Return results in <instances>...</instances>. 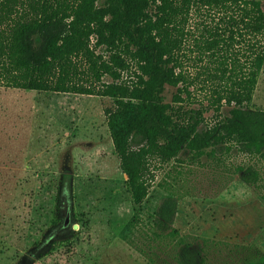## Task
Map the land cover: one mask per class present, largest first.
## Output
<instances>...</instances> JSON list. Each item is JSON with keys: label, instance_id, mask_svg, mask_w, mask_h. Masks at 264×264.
I'll return each instance as SVG.
<instances>
[{"label": "trees", "instance_id": "obj_1", "mask_svg": "<svg viewBox=\"0 0 264 264\" xmlns=\"http://www.w3.org/2000/svg\"><path fill=\"white\" fill-rule=\"evenodd\" d=\"M191 38L204 68L196 77L186 68ZM263 69L264 1L0 0V89L109 100L103 114L135 207L155 166L182 156L264 163V111L250 108ZM234 172L258 188L256 166ZM177 211L170 193L154 228L178 237ZM178 249L180 264L205 263L201 250Z\"/></svg>", "mask_w": 264, "mask_h": 264}, {"label": "rangeland", "instance_id": "obj_2", "mask_svg": "<svg viewBox=\"0 0 264 264\" xmlns=\"http://www.w3.org/2000/svg\"><path fill=\"white\" fill-rule=\"evenodd\" d=\"M193 45L186 68L196 77L204 68ZM174 93L167 88V102ZM105 108L109 100L0 89V264H180V242L201 250L204 264H264V163L182 156L180 165L155 166L150 194L135 207ZM250 108L264 111V69ZM244 164L259 171L258 188L235 174ZM170 193L175 239L154 228Z\"/></svg>", "mask_w": 264, "mask_h": 264}]
</instances>
